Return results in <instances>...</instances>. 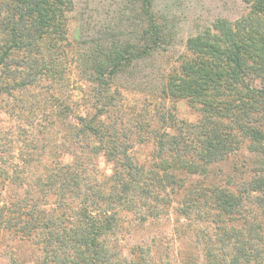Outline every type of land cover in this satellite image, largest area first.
I'll list each match as a JSON object with an SVG mask.
<instances>
[{"label": "trees", "instance_id": "1", "mask_svg": "<svg viewBox=\"0 0 264 264\" xmlns=\"http://www.w3.org/2000/svg\"><path fill=\"white\" fill-rule=\"evenodd\" d=\"M242 1L246 13L239 19L218 18L186 40L156 110L133 122L122 114L118 85L134 74L136 61L166 49L174 34L154 0L120 2L115 13L134 37L116 40L87 60L83 73L93 86V102L67 124L70 160H57V150L46 146L47 162L12 167L20 177L12 179L0 168L2 190L22 194L13 203L16 215L0 206V229L13 228L17 239L34 246L28 262L13 250L2 252L9 264H155V239L124 244L123 215L134 213L144 223L172 210L189 220L175 232L176 264H264V208L254 206L262 202L254 195L264 193V179L249 178L243 188L230 190L232 180L216 182L220 172L214 169L242 145L264 152V0ZM73 8V0H0V96L61 75L51 59L63 47ZM180 97L197 106L195 123L166 107L165 99ZM146 144L150 158L136 155L134 146ZM7 145L0 140V147ZM95 156L110 165L108 175L93 164ZM31 170L37 173L30 176ZM204 178L211 179L208 191L202 189ZM48 194L56 199L46 209ZM179 195L177 207L173 197ZM200 203L206 209L192 214Z\"/></svg>", "mask_w": 264, "mask_h": 264}, {"label": "rangeland", "instance_id": "2", "mask_svg": "<svg viewBox=\"0 0 264 264\" xmlns=\"http://www.w3.org/2000/svg\"><path fill=\"white\" fill-rule=\"evenodd\" d=\"M121 1L123 2V0H73L74 8L69 15L65 40L61 42L63 47L61 51L54 53L51 59L54 61V68L61 75L54 79L45 76L28 90L15 92L12 96H0V140L10 142V147L8 145L0 147V168H4L8 177L14 179L21 176L18 170L14 172L12 167H34L40 164V161L47 162L49 157H44L46 146L57 150V160L63 163L70 160L65 140L66 136L70 135L67 124L69 121L74 123V117L89 111L93 102V86L88 82L86 73H83V68L87 67V60H92L100 51L108 50L116 40L124 41L134 37L133 29L130 26L122 27L126 22L124 18L120 20L115 13ZM154 5L155 9L169 20L174 38L163 51L136 61L130 70L134 74L120 81L118 101L122 114L129 122H133L137 119L136 116L143 115L147 110L151 113L156 110L161 102L160 89L165 82L166 74L179 64L178 58L184 54L186 40L189 37L211 26L218 18L234 21L246 13V6L242 0H154ZM131 78L136 81L132 82ZM255 81L259 83L258 80ZM164 101L166 107L173 109L176 118L190 123L196 122L198 109L189 99L180 97ZM66 105L71 109H66ZM247 148H249L247 144L242 145L235 155L214 167L220 172L216 182L225 185L228 180H232L226 186L231 190L234 186L243 188L249 178L264 179V152H250ZM133 150L137 152L136 155L140 154L144 158H150L152 152L151 146L147 144L134 146ZM93 160V164L102 174L110 173V165L102 157L95 156ZM27 171L29 170L26 169ZM257 171L259 173H256ZM36 173L34 170L29 172L30 176ZM210 177L213 181V175ZM194 178L195 181L203 179L197 175ZM2 179L1 176L0 181ZM203 181L202 189L208 191L209 184L205 178ZM16 192L14 188L2 190L0 186V206L4 203L9 209L10 216L16 215L13 213L15 210L13 203L16 202V198L22 196L15 194ZM254 196L262 200L261 204L257 202L254 205L255 208L263 209L264 193L259 192ZM55 199L56 195L48 194L44 208L49 209L53 206ZM173 200L174 206L179 207L181 196H174ZM247 204L248 200H243L241 206L246 208ZM199 206L200 208L193 210L192 214L197 215L206 209L201 203ZM133 214L123 215L125 226L123 236L126 240L124 244L132 245L155 239V245L150 250L155 264H176L180 241L176 239L175 232L179 224L189 220L173 210L169 215L144 223L139 222ZM193 223L195 226H205L199 221ZM12 229H0V264H9L1 255L5 250H13L15 257L24 259V262L30 261V255L34 251L31 241L22 239L20 241Z\"/></svg>", "mask_w": 264, "mask_h": 264}]
</instances>
